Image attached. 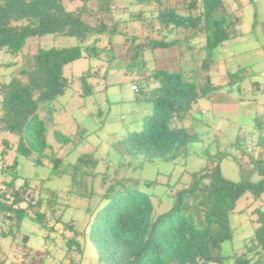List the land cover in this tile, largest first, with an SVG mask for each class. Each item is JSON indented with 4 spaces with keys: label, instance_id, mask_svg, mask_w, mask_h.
<instances>
[{
    "label": "trees",
    "instance_id": "1",
    "mask_svg": "<svg viewBox=\"0 0 264 264\" xmlns=\"http://www.w3.org/2000/svg\"><path fill=\"white\" fill-rule=\"evenodd\" d=\"M65 1L0 0V51L19 56L30 38L44 35L71 36L79 40L74 46L40 47L29 66L19 68L10 79L0 81V131L18 136L17 153L36 165L43 166L48 161L53 167L51 175L62 169V174L71 175L73 186H81L84 177L97 178L100 174L95 170L99 163L95 152L81 154L75 162L66 163L51 150L47 138L48 124L41 117V112L48 110L47 118L52 120V102L63 96L70 86L65 67L83 57L104 61L99 69L90 68L79 77L81 95L90 96L94 93L92 78L107 80L112 69L122 68H112V61L117 60L114 52L117 36L129 39L130 60L140 59L145 67L147 50L154 52L181 47L182 43L189 45L192 38L189 35L178 37L182 33L192 31L204 35L206 49L213 50L232 38L230 29L236 25V20L227 11L223 0H131L125 6L119 5L126 10L129 4L157 6L156 16V10H152L142 19L150 32L141 36L144 38L141 40L140 36L129 35L127 28L133 18L114 20L111 12L118 0H100L95 12L87 7L88 0H82L83 4L76 9L69 8ZM86 13L95 15L100 21L93 25L84 18ZM106 14L114 20L111 29L104 22ZM165 32L175 34L176 38L167 40ZM95 35L92 42L83 44ZM104 38L108 43L102 47L99 43ZM130 70L134 69L130 67ZM245 75L243 69L229 74L232 80L242 79ZM145 79L147 87H140L138 92H142L143 99L151 104L152 112L143 117L141 130L127 132L120 141L121 152L129 160L128 168L135 165V161L145 166L158 159L177 163L187 157L191 152L190 145L203 139L185 125V118L191 114L197 101L211 97L222 87L215 85L211 78L202 82L181 67L175 70L156 67ZM263 113L256 122L257 147L264 146ZM55 135L61 145L73 142V138L59 131ZM3 141L8 143L5 139ZM217 154L215 162L208 161L201 169L191 172L188 182L169 183L173 192L167 194L172 205L161 213L157 211L153 198L156 194L142 190L140 179L120 176L119 168L111 178L104 173L99 202L95 208H88L91 212L89 229L82 231L73 222H65L61 214H56L60 209L56 201L51 202L52 217H49L42 200L33 202V197L29 200L28 207L34 208L33 213L28 207L20 206L24 201L22 193L28 190L26 184L13 192L12 202L0 201V216L4 217L0 222V241L18 237L25 221L40 224L49 232H56L57 225L63 223L73 233L65 239L63 248L69 258L74 251L81 254L78 264L82 262L85 243L89 240L97 248L99 264H264V158L252 154V168L246 171L236 157L241 166V179L233 181L223 175L220 166V157L230 154ZM122 163L119 167L123 166ZM254 176L260 178L255 180ZM179 183L182 186L176 189ZM157 184L156 179L145 180L146 186ZM10 185H14V181L8 183ZM247 192L253 195L254 204L261 202L250 212L254 232L247 238L242 253L227 256L223 252L224 244L234 237L230 216L237 201ZM51 194L57 197L55 192ZM85 194L79 192V195ZM94 195V190L89 192L90 198ZM50 221L54 222L50 224ZM49 237L50 233L46 234V238ZM42 264L49 263L44 261ZM68 264L74 263L70 261Z\"/></svg>",
    "mask_w": 264,
    "mask_h": 264
},
{
    "label": "rangeland",
    "instance_id": "2",
    "mask_svg": "<svg viewBox=\"0 0 264 264\" xmlns=\"http://www.w3.org/2000/svg\"><path fill=\"white\" fill-rule=\"evenodd\" d=\"M67 6L76 9L83 4L82 0H66ZM227 11L236 20L231 27L232 38L222 42L213 50L206 49L204 35L182 33L178 37L189 35L192 42L174 48L180 52V59L169 61L174 68L181 67L186 73L198 77L200 81L211 78L215 85H222L215 90L211 97L202 98L193 105L191 114L185 118V125L192 132L197 133L203 140L190 145V154L177 163L158 159L147 162L145 166L135 161L128 168L129 160L124 158L120 149V141L129 131H139L143 127V117L151 114V104L139 93L140 87L145 88L148 81L145 76L155 66L167 65V61L150 59L151 50H147L146 66H142L140 59L130 60L127 50L129 39L117 36L114 52L117 60H113L111 75L107 80L101 77L92 78L94 93L84 97L81 95L82 83L79 77L88 69L96 70L104 61L97 59L80 58L65 67V74L70 80V86L65 94L51 104L53 118H47L48 110L41 112V117L48 124L47 138L50 148L66 163H73L84 153L95 152L99 163L96 172L97 178L84 177L82 184L72 185L70 174L51 175L52 164L48 161L43 166L17 153L18 136L11 132L0 131V201L12 202L13 192L28 185L26 193H22L24 201L20 206L28 207L29 200H42L49 217H52L51 202L56 201L60 209L56 214L62 215L65 222H73L81 231L89 229L91 212L88 208H95L99 202L100 192L103 191V174L111 178L119 168L120 176L132 177L141 180V189L156 194L153 196L159 213L168 210L172 199L167 193L173 192L170 184L180 181L188 182L191 172L201 169L208 161L215 162L220 152H228L230 156L220 157V166L223 175L233 181L241 179L240 159L246 171L252 168L251 155L264 158V146L257 147L256 131L257 118L264 112V0H223ZM100 0H88L87 7L93 12L98 11ZM131 3V0H118L113 8L114 20L133 18L128 24L129 35L141 36L150 32L148 25L142 22L144 16L155 11L157 6H133L129 9L120 7ZM123 4V5H122ZM144 10V11H142ZM105 16V24L111 29L113 18ZM86 21L93 25L100 20L95 15L84 14ZM124 24H121L123 27ZM166 33V38H176L175 34ZM200 35V36H198ZM96 37L86 39L89 44ZM106 38L99 43L105 47ZM79 44L76 37L44 35L30 38L21 55H12L4 50L0 51V81L10 79L12 73L19 68L29 66L32 56L40 47H68ZM108 47V46H107ZM176 47V46H175ZM109 50V49H108ZM172 50V51H173ZM158 56L160 50H157ZM174 52V51H173ZM173 52L172 55H173ZM105 56V55H104ZM110 57V53L108 54ZM108 57V58H109ZM107 58V57H106ZM105 59V64L107 60ZM175 61V62H174ZM134 69L133 71L130 70ZM106 69V68H105ZM245 70L242 79H231L230 73ZM103 70L100 74H103ZM236 82V84H235ZM136 84L138 91L133 88ZM240 86L241 89H238ZM264 114V113H263ZM73 138L68 145H61L55 132ZM7 140L5 144L3 140ZM75 139V141H74ZM237 143V146H236ZM7 152L3 153L4 150ZM123 166L119 167V163ZM254 176V179H259ZM158 180L156 186H146L145 180ZM14 181V185L8 183ZM170 183V184H169ZM182 186L181 183L175 187ZM94 190V197L89 192ZM55 192L57 197L51 193ZM79 192L85 195H79ZM162 200V202H161ZM161 202V203H160ZM254 197L250 192L244 194L238 201L234 212L230 216L234 237L223 247L225 255L240 254L244 251L246 240L253 235L255 225L251 221L250 212L255 206ZM29 208V207H28ZM33 213L34 208H29ZM4 217L0 216V222ZM51 222V221H50ZM52 221L50 224H52ZM18 237L3 238L0 241V264H68L72 261L78 264L81 254L77 251L66 255L63 245L65 239L73 233L63 223L57 225L56 232H49L40 224L25 221ZM50 233L49 239L46 234ZM79 239L83 241L82 236ZM65 256L68 258L66 259ZM81 264H99L98 252L94 243L89 240L85 243V252Z\"/></svg>",
    "mask_w": 264,
    "mask_h": 264
},
{
    "label": "crops",
    "instance_id": "3",
    "mask_svg": "<svg viewBox=\"0 0 264 264\" xmlns=\"http://www.w3.org/2000/svg\"><path fill=\"white\" fill-rule=\"evenodd\" d=\"M175 38H173V39H171V40H174ZM168 40V39H167ZM191 40V39H190ZM174 48H177L178 50H179V47H175V46H173V47H169V48H164V49H157V50H160L161 52H160V55L158 56V54H157V50H155L154 52H152V54L150 55V59H153V60H158V61H167V65H164V64H162L161 66H155L154 68H156V67H168V68H170V69H173V70H175V69H178V68H176V67H172L171 65H170V63H169V61H171V60H177V59H180L179 57H180V50L178 51V52H176L175 50H173ZM174 52H173V51ZM171 52H173V55H172V53ZM179 56V57H178ZM148 60V59H147ZM175 62V61H174ZM153 68V69H154Z\"/></svg>",
    "mask_w": 264,
    "mask_h": 264
},
{
    "label": "built area",
    "instance_id": "4",
    "mask_svg": "<svg viewBox=\"0 0 264 264\" xmlns=\"http://www.w3.org/2000/svg\"><path fill=\"white\" fill-rule=\"evenodd\" d=\"M133 88H134L136 91H138V87H137L136 84L133 85Z\"/></svg>",
    "mask_w": 264,
    "mask_h": 264
}]
</instances>
